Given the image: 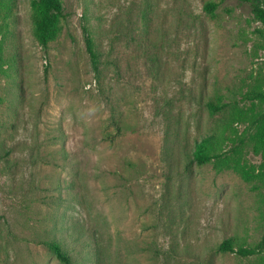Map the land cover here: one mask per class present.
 Here are the masks:
<instances>
[{"label": "rangeland", "instance_id": "obj_1", "mask_svg": "<svg viewBox=\"0 0 264 264\" xmlns=\"http://www.w3.org/2000/svg\"><path fill=\"white\" fill-rule=\"evenodd\" d=\"M31 1L0 0V264H65L47 242L71 264H264L217 251L264 243L263 155L242 148L250 181L192 157L205 135L229 149L248 132L208 102L264 90L248 4L60 0L44 49Z\"/></svg>", "mask_w": 264, "mask_h": 264}, {"label": "trees", "instance_id": "obj_2", "mask_svg": "<svg viewBox=\"0 0 264 264\" xmlns=\"http://www.w3.org/2000/svg\"><path fill=\"white\" fill-rule=\"evenodd\" d=\"M248 4L249 11L253 17L264 26V0H240ZM31 6L36 13L34 20V36L41 48L48 47L60 31V22L64 17L63 4L60 0H32ZM217 6L215 2H207L205 8L213 12ZM83 39L89 62L94 73L98 72V54L94 49V42L88 31L83 25ZM243 101L250 104L249 107L234 103H213L208 102L210 113L225 112L226 121L248 122L247 134L239 136L238 142H234L229 149H222V139L217 132L205 135L200 141L196 142L192 152L193 160L197 164H206L213 162L218 166V170L232 169L238 173L243 180L250 181L256 176L253 165L247 164L242 155V148L247 145L251 146L254 153H260L264 157V110L258 108L264 106V90L253 88L243 95ZM1 101V98H0ZM227 127V125H226ZM219 164V165H218ZM46 246L53 251L56 259L65 264H71L69 256L63 248L56 242H47ZM264 243L260 242L254 246H242L230 237L224 239L217 245V251L226 253H235L241 257L255 256L262 253Z\"/></svg>", "mask_w": 264, "mask_h": 264}]
</instances>
